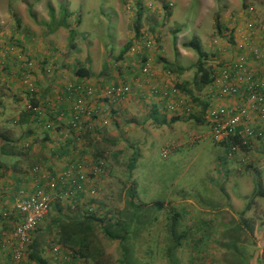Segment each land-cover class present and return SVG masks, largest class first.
<instances>
[{"label": "rangeland", "instance_id": "374dc122", "mask_svg": "<svg viewBox=\"0 0 264 264\" xmlns=\"http://www.w3.org/2000/svg\"><path fill=\"white\" fill-rule=\"evenodd\" d=\"M167 1L174 5L172 0H0V27L4 30L12 29L13 32L27 29L33 32L37 38L43 36L42 43L46 47L47 33L51 29V25L48 24L50 22L48 8L51 6L58 13L60 5L65 4L71 13L67 21L73 26L75 32L72 40L73 47H70L68 41L65 43L68 50L73 49V52H76L79 58L88 57L89 54L93 57V54H95L94 57H98L97 62L100 65H104L106 58L111 55V61L118 64V60L123 55H128L127 50L120 56L123 47L127 44L129 45L126 37L128 31L126 25L129 26V29L135 30V21L138 13H140L139 30H143L149 36H152L154 47L158 43L157 40L159 38H157V35L161 38V34H155L150 27L154 25V21L157 22L155 17L157 15L156 7L159 5V9L163 11V17L159 20L163 28L160 32H163V36L167 35L170 31L167 27L171 23L168 20L171 14L167 15L165 10L172 7L167 6ZM190 2L192 4L191 10L194 11L198 2L197 0H190ZM229 3L234 7L242 6L245 3L246 9L247 7L253 8V17L249 14L248 16L252 18L254 27L256 25L259 26L261 38L264 39V0H228V5ZM179 6L180 2H177L175 9H178ZM245 11L247 12L248 10ZM79 18L81 19L80 23L77 22ZM246 19H242V27L236 28L240 31L244 29L249 32ZM222 27V25H204L200 27L199 32L195 28L181 29L177 46V36H174L177 31L173 30L174 33L172 32L174 38L171 40L168 54L171 57L174 56L173 54H177V47L188 52L185 54V59L179 62L185 70L180 75L181 78H179L181 80L179 81H187L189 87L192 88V93L203 101L206 97L207 89L205 87L198 89L192 84L196 74L195 63L197 54L192 49L184 47L183 43L197 35L201 47L203 50L204 47L206 49L204 50L207 53L205 67L213 73L225 61L216 62L217 60L212 58L213 52L210 50L208 43H205L206 41H210L213 43L212 45L216 46L223 42L230 47L232 44L238 46L240 43H245V40H241L235 44L231 32L234 31L233 26ZM184 31L186 32L183 33ZM64 33L65 35L68 33L67 40H69V30ZM57 36L60 40H64L62 34ZM14 47H17V45ZM102 47L103 49L100 51ZM121 64L122 62L118 65ZM126 65H128V60L127 62L124 60L122 68ZM153 68L150 63V69L152 70ZM135 78L137 77L135 76ZM124 80L121 78V81L130 84L131 77L124 78ZM163 82L173 85L176 83L173 78ZM181 95L192 105L189 114L179 115L181 120L170 122L169 124H159L148 116H144L145 113L143 111L137 112L138 109L132 105L130 114L120 112L118 114L120 115V120L112 121L110 126L115 131L114 135L107 134L108 136L104 135L106 139L101 137V139L95 141L94 144L97 146V151L104 150L103 154H106L107 168L102 176L98 178L100 183L97 185L98 191L94 202L104 208L102 209L103 212L111 211V214L115 215L125 211L127 208L126 193L129 188H133L135 193L134 202L142 204V211H140V222L142 223L139 225V233L133 244V250L137 260H141L143 263L168 264L169 259L163 256L162 247H164L165 238H167L166 232L169 233V225L171 223H169V219L178 213L180 224L176 226V230L179 233H184V238L182 239L184 243L181 250L175 252L176 260H180L184 264H188L189 259L192 260L193 258V264H238L237 259L231 257L233 250L230 247H233L237 253H241L238 258L242 263L249 260L248 264H262L264 251L261 255L260 251L255 253V243L252 238L254 237V226H252V223L253 218L260 215L258 213L260 208L264 212V195L252 199L249 197L250 195L247 197L238 195L228 198L226 192L238 193L234 178L228 179L230 172H226L225 178L227 180L224 182H221V177L215 182L208 180L210 177H214V179L218 177L222 169L229 165L234 171L233 175H241L244 179L246 178L244 174L248 173V171L242 172L238 166L239 162L236 164L237 160L239 161L240 154L234 160V157L232 158L228 155L226 146L212 141L210 130L205 123L203 115V122L189 117L192 113L199 115L201 106L191 100L190 97ZM151 98L154 101H158L157 97ZM164 112L167 111L165 110ZM149 113L147 112L148 115ZM160 113L163 112L160 111ZM131 114L134 119L128 117ZM172 116L174 115L167 114L168 121ZM7 123L12 131L8 128V130L3 131L5 132L4 134L14 139L15 144L20 142L21 150L28 153V147L22 148L24 139L22 140L21 137L25 132L22 126L9 121ZM3 125L2 121H0V131L3 129ZM99 129L101 128H98L96 132L100 131ZM171 144H173V149L170 150V155L163 158L161 156L162 149ZM263 144L264 141L255 143L254 148L248 154L253 166L259 164L264 168ZM133 155H135L136 160L133 168H130L129 165ZM24 164L27 168L41 165L39 162L30 160H26ZM255 169L260 170L257 166H255ZM260 171V180L263 181L264 169ZM246 183V181H243L241 183L243 188H240L248 187ZM249 201V209L244 216L249 228L242 232L237 231L235 234L233 225L237 219L235 220L231 214H225L227 211L223 208L229 207L231 204L235 210H241L248 205ZM67 206H69L67 211L71 212L73 210L72 206ZM236 212L233 211L234 214ZM49 214L52 216L55 214L53 206L50 207L48 213L38 225L41 230L38 232L37 242L43 249L42 254L44 257H48L46 254V242L51 236H54L55 231L54 228H51L52 230L50 229V231L46 229V226L51 221ZM237 218L238 222L236 223L241 224L238 215ZM224 221L227 223H224ZM243 223L245 224V222ZM226 224L230 225L226 226ZM224 227H229L230 231L228 233L236 235L241 242L238 245L237 242L232 244V246L228 245L229 256L218 245L220 237H222L220 241L223 243L229 241L227 235L226 237L223 235ZM95 233V247L105 254L110 264H121L118 261L121 256L118 241L107 239L99 229ZM192 235L194 236L191 237ZM191 238L194 240L197 249L200 250L195 257L189 253ZM258 238L260 239V237ZM14 246L11 245L9 249L11 250ZM24 264L26 263L24 262Z\"/></svg>", "mask_w": 264, "mask_h": 264}, {"label": "crops", "instance_id": "0c3cea01", "mask_svg": "<svg viewBox=\"0 0 264 264\" xmlns=\"http://www.w3.org/2000/svg\"><path fill=\"white\" fill-rule=\"evenodd\" d=\"M172 1L174 2V5H172L170 9L165 10L167 15L171 14L169 18L166 17L171 23L170 26L167 27L170 31L165 36H163V32H160L163 28L159 21L161 17H163V11L159 9V5H155L157 6V15L155 16L157 22L154 21V25L150 28L154 30L155 34L160 33L161 38L157 35V38H159L157 40L159 44L157 43L156 46L148 51V59L154 67L149 74H142L138 64L133 65L130 57L136 59V55L132 49L128 50L127 56L123 55L118 60V64L121 62L123 64L124 60L126 62L128 60V65L124 68H122V64L118 65L111 61V55L106 58L105 64L103 63L105 66L102 64L100 65V63L97 62L98 57H94L95 54H93V57L89 54L88 57H83L84 59L79 58V56L77 57V53L73 52V49L68 50V47L65 44L68 41V33L65 35L64 32L66 30L68 31V29L63 27L47 33L48 39L46 47L42 43L43 36L37 38L33 32L28 31L27 29L14 31V33L12 29L4 30L0 27V121L4 124L2 130H8L10 127L7 123L8 121L22 126L25 132L21 139H24L23 145L24 143H27L29 149L28 153L24 152L21 150V143L17 142L16 146L18 153H20L19 155L14 157L0 156V233L5 231L3 230L5 227L10 229L13 226V221H16V219L19 218V215L12 214L18 217L9 215L10 217L8 216V218L10 221H8L5 219L7 217L2 216L3 211L12 208L13 206L14 191L19 188H25L29 194L36 189L34 182L35 175L31 172L32 167L41 166V168L55 170L62 166V157L73 156L70 150L72 147L71 145H74L73 139L68 138L67 141L64 142L61 135L68 113L65 112L64 117L59 119L62 109H65L66 102L60 104L58 99L61 94H64L65 84L77 82L79 80L92 82L97 85L109 84L117 81L121 82V78L124 80V78L131 77L129 85L131 89L133 88V94L129 98L118 103L116 106L118 112L113 110V105L108 107L104 106V109L108 110L106 113L110 119L109 123L103 125L99 119L88 121L89 124L93 123L94 129L85 132L83 136V145L79 153L81 158H87L91 153L95 154L97 152V146L94 144L97 139H101V137L106 139L104 135L108 136L107 134H115V131L110 126L112 125V121L120 120V115H118L120 112H127V114H130V107L132 105L138 109L137 112L143 111L145 113L144 116L146 117L148 116L147 112H150L152 107H156L159 111L169 114L168 112H164L159 101H154L151 98L155 96L151 94L150 88H152V86L160 87L165 83L163 81H167L171 78L175 79V82H180L179 80H181V74H169V72L163 68L162 61L159 60V58H163L167 62L183 68L179 62L185 59V54L188 53L186 50L184 51L177 47V54H173V57L168 54L171 40L174 38L172 34L173 30H175V32L177 31L176 33L173 32L174 36H177V46L181 29L195 28V30H198L199 32L200 27L204 25H222V28L228 27V25L233 26L234 31L231 32L235 44L239 43L241 40H245L246 47L241 51V54L246 58L248 66L251 67L255 76L264 77L262 60H255L252 52L253 49H256L264 56V39L261 38L262 35H260L259 26L256 25L252 33L247 32V30L244 29L242 31L237 29L242 27V19L248 17V12L245 11L246 7L244 8L243 5L234 7L230 5V3L228 5V0H197L198 3L194 8V11H192L190 0ZM177 2H180V6L178 9H175ZM79 20L81 21L80 18ZM80 21L78 22L80 23ZM126 26L128 28L126 37L127 42L129 41L130 47L131 45H134L133 39L137 30H133L132 28L129 29V26ZM71 27L73 28L72 25ZM185 32L186 31L183 33ZM58 34L64 36L63 41L58 38ZM195 37L197 38V35H195ZM205 43H208V46H210V50L213 52L212 58L217 60L216 62L225 61V63H222L221 65L232 63L234 61L232 58L237 59L238 57L239 51L234 44L230 47L226 46L223 42H221V44L219 43L218 46L212 45L213 43L210 41H206ZM15 45H17V47H13ZM102 49L103 47L100 48V51ZM204 50H206L205 47ZM98 65L100 66L98 67ZM81 67L89 70L90 75L83 77L76 75L75 70ZM25 75L27 79H30L36 85V94L31 95L28 93L27 85L23 80ZM135 76L137 78H135ZM167 83L168 82L165 84ZM29 97H32L36 104L45 107L47 105V100L50 103H53L52 108H47L38 123L25 116V113H27V111H25V106ZM93 103L96 106H100L102 103H106V101L97 99L93 101ZM131 116L133 115L131 114L128 117ZM24 121H26V123H24ZM46 122H53L54 126L46 129L43 127ZM98 128L101 129L96 132ZM9 130L12 131L10 128ZM23 145L22 148H27ZM26 160L39 162L41 165H34L27 168L24 164ZM238 166L241 167L239 164ZM255 166L259 167L260 170L264 169L262 165L257 164ZM226 172H230L228 179L234 178V184L238 191L236 194L225 191L226 196L230 198L231 196L235 197L240 195L242 197H247L250 195L249 197H251V192L253 190V187L251 188V186L254 185V182L253 174L249 172L244 174L246 175L245 179L242 178L241 175L236 174L237 177L235 174L233 175L234 171L229 165L222 169L218 177H215V179L214 177H210L208 180L215 182L221 177V182H224L227 180L225 178ZM243 181H246V185H248V187L244 189H242L243 187L241 184ZM95 183L98 185L100 183L99 179H97ZM223 209L227 211H223L225 214H231L236 219L238 212L242 210H235L231 204L229 207ZM233 211H237V214H234ZM258 213L260 215L253 218L254 224L252 223V226H254V237L252 238L255 243V253L256 251H260L261 255L264 251V212L260 208ZM224 223L227 222L224 221ZM1 237L0 234V264H4L5 261H8L7 256L10 252V245L8 243L4 244V239ZM258 237H260V239ZM262 264H264V261Z\"/></svg>", "mask_w": 264, "mask_h": 264}, {"label": "built area", "instance_id": "2783aa9c", "mask_svg": "<svg viewBox=\"0 0 264 264\" xmlns=\"http://www.w3.org/2000/svg\"><path fill=\"white\" fill-rule=\"evenodd\" d=\"M166 4L169 7L172 6L170 1ZM246 10L249 15H252V7H247ZM246 20L249 32L252 33L254 22L249 16ZM133 44L129 49L135 52L136 59L129 56L131 62L133 65L138 64L142 74H149L151 69L148 51L153 48L152 36L139 30L134 35ZM245 45L240 43L237 46L239 58L218 67L212 73L211 81L205 86L207 94L204 99L206 103L204 119L210 130L212 141L221 142L239 133L244 143H252L254 147L255 143L264 138V77L255 76L251 67L248 66L246 58L241 54ZM252 52L255 60H262L264 66V56L256 49ZM23 80L30 94H36V85L27 79L26 75ZM151 94L157 97L163 110L169 114L182 115L191 112V103L180 95L173 84L153 86ZM131 95L129 83L123 81L97 85L79 80L64 85V94H61L58 100L60 104L66 103L59 119L64 117L65 112L68 113V117L61 135L64 142L68 138L73 139L74 145L69 147L73 156L62 157V166L55 170L41 168V166L32 167L31 172L35 175L36 189L29 194L25 188L15 190L12 208L2 212L3 217L12 214L20 216V219L13 224L12 231L0 233L4 244L15 245L9 252L13 264H18L22 259L27 243L53 202L72 206L79 204L92 213L98 212L100 205L94 202L98 191L95 181L106 171L107 159L106 156H97L96 153H91L87 158H81L79 153L83 145V136L85 132L94 129L93 123L89 124V120L99 119L103 125L109 123L110 119L106 113L108 110L104 109V106L113 105V110L118 112L116 110L118 103ZM97 99L104 100L106 103L96 106L93 101ZM52 106L53 103L48 100L46 107L27 102L25 110L31 112L32 120L38 123L47 108L51 109ZM53 126V122H46L43 125L46 129ZM23 146L27 147L28 144L24 143ZM238 147L231 144L228 155L231 157ZM172 149L173 144L165 146L161 156L166 158ZM46 254L50 257L51 264H69L70 262L75 264L71 251L55 240L48 243Z\"/></svg>", "mask_w": 264, "mask_h": 264}, {"label": "trees", "instance_id": "16d2710c", "mask_svg": "<svg viewBox=\"0 0 264 264\" xmlns=\"http://www.w3.org/2000/svg\"><path fill=\"white\" fill-rule=\"evenodd\" d=\"M243 6L244 8L246 7L245 3L243 4ZM48 12L50 17V22L48 24L51 25V29H49V31H54L60 27L68 29L69 30L68 42L70 44V47H73L72 40L74 39L75 32L74 29L71 27V24L67 21L68 17L71 16V13L68 11L67 6L65 4H61L58 13H56L54 8L50 6L48 8ZM78 21L80 20L78 19ZM139 24H140V13L137 14L135 21V30L137 31L139 30ZM183 46L192 49L197 54V60L195 63L196 74L195 77L193 78L192 84L196 86L198 89H202L212 79V71H210L205 67V60L207 57V53L203 50V48L199 43V40L196 37H193L189 41H185L183 43ZM128 47H129L128 44L125 45V47H123V49L120 52V56L128 50ZM159 60L162 61L163 68L166 69L169 73L180 75L185 72L183 68L173 65L167 62L163 58H159ZM75 74L82 77L90 75L89 70H87L84 67L76 69ZM174 86L176 87L180 95L183 94L185 96H188L190 97L191 100L200 104L201 109L199 115H194L192 113L190 114L189 117L196 119L197 121L203 122L202 115L204 116V112L206 109L205 101H203L198 96L196 97L192 93L193 92L192 88L189 87V83L187 81L176 82ZM27 102H30L33 105H37L32 97H29ZM31 115L32 113L29 111L25 113V116L27 118L32 119ZM148 117L151 120L158 122L159 124H169L170 122H176L178 120H181V118H179V115H174L168 121L167 114L160 113V111L156 107H152ZM24 123H26V121H24ZM3 131L4 130L0 131V156L14 157L19 155L20 153H18L15 140L12 139L7 134H4L5 132ZM262 141H264V138L262 139ZM214 143L226 146L227 153L230 152L231 144H235L236 146L237 145L239 146L238 150L231 154L232 155L231 157L232 158L234 157L235 160L237 155L240 154L239 161L237 160L236 164L239 162L238 164L241 165L240 168L242 172L248 171L249 173L253 174L254 185H253V190L251 192V199L257 196H263L264 180L263 181L260 180L261 172L260 170L258 171L255 169V165L253 166V163L250 161L251 159L248 158V154L250 153V150L254 148L252 146V143H244L243 138L239 133H236L233 136H229L227 139L221 142H214ZM262 146H261L262 153L264 156V144ZM96 153H98L97 154L98 156H106V154H103L104 150L97 151ZM135 160L136 157L135 155H133L131 159V163L129 165L130 168H133V164ZM241 163L244 164V166H242ZM134 198H135V193L133 191V188H129L126 193L127 208L125 209V211L116 213L115 215H112L111 211L103 212L102 209L104 208L102 206H99L100 208H98L97 213H92L88 209H84L83 207H81L79 204H75L73 206L70 205L72 206L73 210L69 212L67 211L69 206H67L66 204H62L61 202H53L51 206H53V210L55 211V214L53 216L49 214V216L51 217L50 218L51 221L46 226V229L50 231L51 228H54L55 231H54V236H51V238L47 240L46 245H48L50 241L55 240V242L61 244L64 248L71 251L73 255V262L75 264L77 263L78 264L80 263L110 264L107 257H105V254L102 251L98 250L94 245L96 239L95 232L97 229H99V231L102 232L107 239L112 241L113 240L118 241L119 251L121 254L118 261L121 262V264H147V263H143L141 260L138 261L134 255V250H133V244L135 242V239H137V235L139 233L138 228L139 225L142 223L140 222L141 219L140 211H142V204L135 203ZM249 204L250 201L248 205L245 206V208L242 209L237 214L241 220L240 222L241 224L236 223L238 222V218L237 220L235 218L236 222L233 225L235 234L237 233V231L242 232L245 231L247 228H249L244 218L246 211L249 209ZM170 218L171 219H169V223L170 222L171 223L169 225V233L166 232V236L168 239L165 238L166 240L164 242L165 245L164 247H162V251L164 253L163 256H166V258L169 259L168 264H184V262H181L180 260H176L175 257V252L181 250L184 243V241L182 240L184 238V233L181 232L179 233V231L176 230V226H179L180 224V218L178 213ZM5 219L10 221L8 216ZM19 219L20 216L18 219H16V221ZM16 221L13 222L15 223ZM243 222H245V224ZM229 225L230 224H226V226ZM228 228L229 227L226 228L224 227L223 235L225 237L227 235L229 241L227 243H223L220 241L222 238L220 237L218 240V245L222 247L225 250V253L229 256L227 251V249H229L228 245L232 246V244H236V242L238 245L241 244V242L238 240L236 235L228 233L230 231ZM12 229L13 227H11L10 229L5 227L3 230L10 232L12 231ZM40 230L41 229L38 228L37 226V228L33 232V237L30 239V241L26 245V248L24 249L25 253L23 254V257L18 262V264H24V262L26 264H51L50 257L43 256L42 254L43 249L39 246L37 242L38 232ZM193 236L194 235H192L191 237ZM190 246L191 249L189 253L193 255V257L197 256L196 253H199L200 250L197 249V247L194 244V240L192 238L190 241ZM230 249L233 250L231 257H235L237 259L238 264H248L249 260L246 261L245 263H242L239 260L238 257L241 255V253H237L233 247H230ZM7 257H8V261H5L4 264H13V260L11 259L10 253H8ZM189 260L190 261L188 262V264H193L194 258L192 260L191 259Z\"/></svg>", "mask_w": 264, "mask_h": 264}]
</instances>
